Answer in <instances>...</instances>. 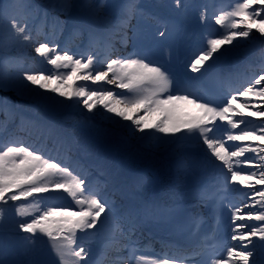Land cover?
<instances>
[{
	"label": "snow or ice",
	"instance_id": "obj_1",
	"mask_svg": "<svg viewBox=\"0 0 264 264\" xmlns=\"http://www.w3.org/2000/svg\"><path fill=\"white\" fill-rule=\"evenodd\" d=\"M175 4L180 6L181 0H175ZM257 5L264 6V0H235L229 10H220L214 21L222 31L218 36L210 35L203 49L193 54L190 70L200 72L206 62H215L232 50L225 47L221 51L222 46H232L234 41L238 44L254 30L264 37V7ZM89 7L94 15H99L104 5L98 2ZM138 15H143L138 0H125L119 27ZM201 18H205L204 14ZM8 25L17 39L33 44L34 52L52 66L47 74L43 70L20 69L25 86L42 99L53 100L61 107L82 105L94 115L112 114L107 118L130 129L132 135L143 134L141 139H161L157 133L173 138L179 134L195 136L225 172L222 190L232 186H238V191L247 189L244 202L228 206L230 240L238 242L236 246L220 245L215 243V236H210L208 240L213 243L206 240L190 252H161L149 257L138 256L139 249L132 242L122 246L128 255H117L113 264H264V62L259 74L253 73L236 87L229 84L226 99L219 103L190 86L177 84L174 90L170 70L146 54L134 52L104 64L91 54H69L67 48L58 50L54 42L51 46L47 41L34 43L27 25L14 16L9 18ZM166 30L159 31V36L165 37ZM6 79L0 62V87ZM104 85H115L124 91L114 92ZM252 98H258V102L254 103ZM9 104L6 98H0V108ZM57 194H66L71 204H59ZM10 202L16 215L30 217L18 222V228L30 234L28 242L34 243L37 234L46 237L55 264H93L88 259L90 240L115 215V206L105 188L93 183L77 165L16 139L0 142V220L5 214L4 206ZM136 226L130 221L129 235ZM117 244L113 235L95 264H103L108 251H121ZM200 257L206 258L197 259ZM0 264L5 262L0 259Z\"/></svg>",
	"mask_w": 264,
	"mask_h": 264
},
{
	"label": "rangeland",
	"instance_id": "obj_2",
	"mask_svg": "<svg viewBox=\"0 0 264 264\" xmlns=\"http://www.w3.org/2000/svg\"><path fill=\"white\" fill-rule=\"evenodd\" d=\"M158 1L165 3L167 0ZM98 2L104 7L99 15H94L89 5ZM123 3L125 0H0V62L3 63V70L7 77L4 85L0 87V98H6L10 102L8 106L0 108V112L11 114V119L14 121L18 117L21 123H32L30 126L39 129L41 126L47 128L49 125L51 130L58 128L68 134L70 132L67 130L69 127L67 124L72 120L78 121L79 118L89 123H98L99 117L94 118L86 109H81L80 106L71 108L58 106L55 101L44 100L35 91L25 86L26 82L20 77L21 68L30 69L29 64L34 63L37 71L43 70L47 74L52 66L46 64L44 58L34 52L33 44L15 37L8 25V20L14 16L21 23L26 24L33 39L37 40L35 42L33 40L34 43L47 41L51 46L54 42L58 50L65 49L64 42L68 45L72 44L73 47L84 48L86 32H89L92 37L99 35L102 31L112 35L114 29L119 26L120 15L113 16L111 11L112 9L117 11V7H121ZM170 6L168 3V7ZM55 25L57 28L49 27ZM52 30L56 32L55 35H52ZM219 32L208 27L203 29L207 38L210 35L218 36ZM80 33L81 36H79ZM69 49V54H74L72 50L75 49L71 47ZM56 119L63 120L65 125H59ZM256 120L259 119L256 118ZM49 121H54L57 125H50ZM168 138L170 144L173 137H166L167 140ZM63 196L66 197V194ZM57 197L61 195L57 194ZM66 198L71 202L70 197ZM4 207L5 214L0 220V259L5 264H30L32 261L55 264V256L46 237H42L40 242L41 236L37 234L33 238L34 243L30 244L26 239L30 234L18 228V222H23L30 217L16 215L11 202Z\"/></svg>",
	"mask_w": 264,
	"mask_h": 264
},
{
	"label": "bare ground",
	"instance_id": "obj_3",
	"mask_svg": "<svg viewBox=\"0 0 264 264\" xmlns=\"http://www.w3.org/2000/svg\"><path fill=\"white\" fill-rule=\"evenodd\" d=\"M258 6L264 7L261 5ZM120 38L123 39L122 37ZM33 40L34 42L37 41L36 39ZM262 45H264V37H261L259 33H255L254 30V34L250 35L247 39L241 38L238 44L234 41L232 46H222L221 51H223V48L225 47H230L232 50L221 56L219 60H216L215 62L209 60V62L211 66H213L224 64L225 61L231 58L238 60L245 59L254 54ZM29 67L30 69L37 71L34 63H30ZM77 83H88L94 88L100 87V85L91 84V82ZM104 87L116 88L115 85H104ZM252 99L254 103L258 102V98ZM80 108L82 109L83 106L80 105ZM252 110H255V107H253ZM90 115L94 118L99 117V120L97 119V121H99L100 124H92L85 119L79 118L78 121L72 120L68 124L78 151L82 152L86 150V153L82 152V154L84 153L83 155L86 158L89 168H93L94 170L100 168V164H97L94 161L92 162L93 158L89 156L91 151L92 153L97 151L100 158L106 157L108 160L116 162L117 165L123 168L124 172L129 176L150 178L151 181L156 182L163 190L172 191L175 188L181 187L180 182L176 180L173 168L169 165V162L160 155L161 150L156 144V139H141L140 137L143 134L139 133L132 135L130 129L123 127L122 125H117L114 120L107 118V116L112 114L94 115L93 113H90ZM59 122L65 124L61 119ZM127 123L128 122H122V124ZM156 135L163 137V134L160 133H157ZM200 145L206 148V145L202 142ZM168 148L169 146L166 147L165 151L167 150L168 152H171L173 158L177 159L179 156L181 157V149L176 147H172L171 149ZM99 153H102L103 155ZM122 193L123 191L121 190L120 194ZM132 205L133 204L130 201L124 202V213L118 218L119 223L116 225L113 223V232H109L110 235H114L116 239L123 243H126V240H128L123 223L130 220L129 213ZM153 207H155V202L151 203V208ZM111 221L112 219L110 218L108 222L111 223ZM245 222L249 224L253 223L252 221ZM107 225H112V223H107ZM123 254L122 250L119 252L110 250L108 251L107 258L104 260L103 264H113L114 258L117 255L123 256ZM99 258L95 257L93 264H95Z\"/></svg>",
	"mask_w": 264,
	"mask_h": 264
}]
</instances>
